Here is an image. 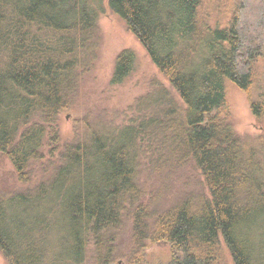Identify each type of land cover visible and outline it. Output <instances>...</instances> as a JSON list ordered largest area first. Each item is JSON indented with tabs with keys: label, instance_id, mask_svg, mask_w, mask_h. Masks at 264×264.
Listing matches in <instances>:
<instances>
[{
	"label": "trees",
	"instance_id": "16d2710c",
	"mask_svg": "<svg viewBox=\"0 0 264 264\" xmlns=\"http://www.w3.org/2000/svg\"><path fill=\"white\" fill-rule=\"evenodd\" d=\"M108 3L181 103L155 86L176 108L163 107L161 118L149 121L152 128L133 132L128 143L114 126L85 123L48 181L0 193V252L9 264H144L148 243L165 242L167 264H219L223 240L234 264H264V89L252 74L264 55V0ZM101 5L0 0V154L21 182L29 180L48 136L54 144L63 141L58 120L76 104L95 61ZM212 6L217 17L207 12ZM135 64V54L122 51L111 85L123 84ZM226 81L247 94L262 125L259 146L236 135ZM168 141L178 146L158 167L190 160L210 196L182 199L145 222L139 153ZM133 145L140 151L130 156ZM129 208L131 216H123ZM128 227L129 250L120 252Z\"/></svg>",
	"mask_w": 264,
	"mask_h": 264
},
{
	"label": "rangeland",
	"instance_id": "374dc122",
	"mask_svg": "<svg viewBox=\"0 0 264 264\" xmlns=\"http://www.w3.org/2000/svg\"><path fill=\"white\" fill-rule=\"evenodd\" d=\"M103 8L99 12L97 32V52L92 68L84 78L83 87L74 107L61 115L58 120V131L62 136L58 144H54L50 136L44 141L41 156L32 164L29 180L21 182L18 173L10 160L0 154V193L11 195L30 191L40 183L48 181L61 165L63 148L70 143L75 134L85 123L98 122L100 126H114L116 135L126 143L137 131L150 130L149 121L161 118L160 110L165 107L174 110L166 90L155 89L161 86L169 90L172 96L181 103L179 96L168 78L153 64L147 51L136 36L130 32L125 22L111 10L108 0H102ZM207 10V9H206ZM207 12L217 17V8ZM207 19V15H206ZM208 21V19H207ZM214 23H212L213 25ZM224 27L225 23H221ZM124 50L135 54L134 72L121 85H111L117 56ZM253 78L256 86L264 89V55L253 63ZM226 100L230 108V123L239 138L251 139V143L259 146L258 139L262 134V125L254 117L247 94L235 84L226 81ZM129 120L131 123L126 124ZM128 127V130H126ZM136 131V132H135ZM141 142V138H140ZM155 144L156 151L145 149L139 153L138 186L142 190L140 206L145 222L171 204L185 198L197 200L203 195L209 197L201 171L189 160L180 165H163L165 153L176 149L178 144L168 141L167 144ZM154 146V147H155ZM134 156L140 146L133 145ZM137 147V148H136ZM151 207V208H150ZM152 209V210H151ZM123 216H131L132 209ZM136 212V208L134 213ZM130 227L121 231L123 242L119 244L120 252L129 250ZM221 258L219 264H234L231 253L225 242L221 240ZM144 264H167L171 257V246L165 242L148 243L143 252ZM0 264H9L0 252ZM94 264V263H93ZM116 264H127L118 262Z\"/></svg>",
	"mask_w": 264,
	"mask_h": 264
}]
</instances>
